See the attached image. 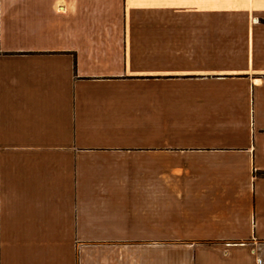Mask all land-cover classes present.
I'll list each match as a JSON object with an SVG mask.
<instances>
[{
  "label": "crops",
  "instance_id": "0c3cea01",
  "mask_svg": "<svg viewBox=\"0 0 264 264\" xmlns=\"http://www.w3.org/2000/svg\"><path fill=\"white\" fill-rule=\"evenodd\" d=\"M264 0H0V264L264 259Z\"/></svg>",
  "mask_w": 264,
  "mask_h": 264
},
{
  "label": "built area",
  "instance_id": "2783aa9c",
  "mask_svg": "<svg viewBox=\"0 0 264 264\" xmlns=\"http://www.w3.org/2000/svg\"><path fill=\"white\" fill-rule=\"evenodd\" d=\"M255 264H264V259L260 257L257 258Z\"/></svg>",
  "mask_w": 264,
  "mask_h": 264
},
{
  "label": "trees",
  "instance_id": "16d2710c",
  "mask_svg": "<svg viewBox=\"0 0 264 264\" xmlns=\"http://www.w3.org/2000/svg\"><path fill=\"white\" fill-rule=\"evenodd\" d=\"M258 174L264 177V172H259Z\"/></svg>",
  "mask_w": 264,
  "mask_h": 264
}]
</instances>
